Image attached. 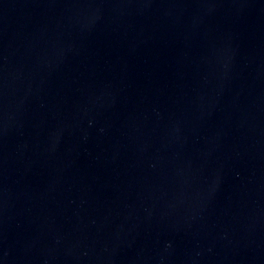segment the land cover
Instances as JSON below:
<instances>
[{"label": "water", "instance_id": "1", "mask_svg": "<svg viewBox=\"0 0 264 264\" xmlns=\"http://www.w3.org/2000/svg\"><path fill=\"white\" fill-rule=\"evenodd\" d=\"M0 264H264V0H0Z\"/></svg>", "mask_w": 264, "mask_h": 264}]
</instances>
